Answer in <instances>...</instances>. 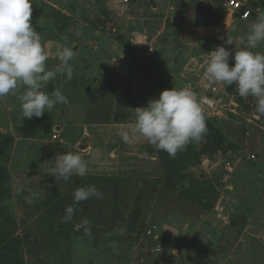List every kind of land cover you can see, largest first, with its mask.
Segmentation results:
<instances>
[{
	"label": "rangeland",
	"instance_id": "374dc122",
	"mask_svg": "<svg viewBox=\"0 0 264 264\" xmlns=\"http://www.w3.org/2000/svg\"><path fill=\"white\" fill-rule=\"evenodd\" d=\"M31 2L46 66L60 65V48L75 52L73 79L58 74L44 89L61 88L69 102L33 118L82 125L87 136L66 144L47 126L28 142L0 135V264H264V117L254 98L224 85L203 110L204 139L175 158L121 135L163 90H199L208 53L234 54L253 22L236 21L223 0ZM68 152L109 168L87 164L89 175L55 180L49 169ZM87 185L103 198L63 222L73 190Z\"/></svg>",
	"mask_w": 264,
	"mask_h": 264
},
{
	"label": "clouds",
	"instance_id": "9594fccd",
	"mask_svg": "<svg viewBox=\"0 0 264 264\" xmlns=\"http://www.w3.org/2000/svg\"><path fill=\"white\" fill-rule=\"evenodd\" d=\"M31 0H0V98L14 95L20 102L23 119L40 118L57 105L67 104L68 98L61 88L46 92L51 81L59 74L67 81L73 79L75 52L66 46L56 52L60 65L49 69L48 54L42 46L41 36L31 23ZM245 46L232 51L223 45L208 53L204 77L209 82L225 86L236 85L240 97L256 101L255 116L264 117V52L253 51L264 45V14H258L245 36ZM227 45L233 40L227 38ZM230 58L234 61L230 66ZM21 86L24 91L17 95ZM202 101L190 88L163 90L158 98L150 99L147 106H138L133 112L135 122L122 132V140L131 144L145 138L155 151H164L171 158L190 143H200L207 134ZM153 158L155 155L153 154ZM55 166L49 169L55 180L69 181L74 175L85 177L87 163L77 153H61ZM103 193L95 185L78 187L72 192V205L65 209L63 222L75 215V206ZM84 223H87L85 221Z\"/></svg>",
	"mask_w": 264,
	"mask_h": 264
},
{
	"label": "crops",
	"instance_id": "0c3cea01",
	"mask_svg": "<svg viewBox=\"0 0 264 264\" xmlns=\"http://www.w3.org/2000/svg\"><path fill=\"white\" fill-rule=\"evenodd\" d=\"M24 86H21L19 89V92L17 95L22 93L24 91ZM43 115L42 117H44ZM41 117V119H42ZM35 118V117H34ZM34 118L32 119H23L21 106L19 100L14 95H8L4 98H0V135H3L5 133H8L10 131L11 137L17 139L19 142H28L33 140L38 134L42 135V132L44 131V128L52 127L53 130H56L58 133V137L62 140V142L66 144H72L73 142L80 138L82 135L83 138L87 136L85 134L84 127L82 125L77 124H71V126L65 127V125L62 127L60 126V123L56 122V119L54 117H51L48 121L46 126L41 125V123H38ZM12 124V126H11ZM87 133V131H86ZM17 135V136H15ZM76 136V137H75ZM34 137V138H32ZM32 138V139H30ZM37 139V138H36ZM89 147L84 148L83 150H88ZM91 149V147H90ZM96 156L94 154L87 153L84 157V159H87L88 161H85L91 168H100V165L102 167L106 166L108 167V164H105L100 160V158L96 159ZM91 161V162H89ZM109 168V167H108ZM43 170V168H41ZM89 169V170H90ZM40 168H38L37 171H39ZM44 171V170H43ZM95 172V173H91ZM91 175H95L96 173H101L100 171H90ZM89 175V174H87Z\"/></svg>",
	"mask_w": 264,
	"mask_h": 264
},
{
	"label": "built area",
	"instance_id": "2783aa9c",
	"mask_svg": "<svg viewBox=\"0 0 264 264\" xmlns=\"http://www.w3.org/2000/svg\"><path fill=\"white\" fill-rule=\"evenodd\" d=\"M119 1L123 5L127 6L134 0ZM223 3L226 9L232 13L233 17L238 22H255L258 18V14H261L260 8L257 5V0H223ZM223 86L224 85L207 81L204 77L203 71L199 90L193 89V92L196 94V97L202 101V110L209 111L215 109L218 103L219 94H221L222 91H225V88L223 89ZM57 135L58 133L54 130L52 139H57Z\"/></svg>",
	"mask_w": 264,
	"mask_h": 264
}]
</instances>
